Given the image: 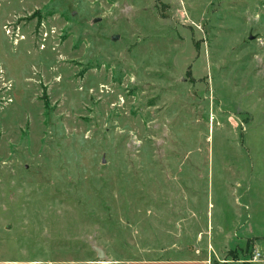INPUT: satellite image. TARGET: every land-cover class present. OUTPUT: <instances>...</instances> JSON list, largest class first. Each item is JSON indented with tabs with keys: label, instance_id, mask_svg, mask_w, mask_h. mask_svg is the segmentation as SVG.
Instances as JSON below:
<instances>
[{
	"label": "rangeland",
	"instance_id": "rangeland-1",
	"mask_svg": "<svg viewBox=\"0 0 264 264\" xmlns=\"http://www.w3.org/2000/svg\"><path fill=\"white\" fill-rule=\"evenodd\" d=\"M0 259H264V0H0Z\"/></svg>",
	"mask_w": 264,
	"mask_h": 264
},
{
	"label": "crops",
	"instance_id": "crops-1",
	"mask_svg": "<svg viewBox=\"0 0 264 264\" xmlns=\"http://www.w3.org/2000/svg\"><path fill=\"white\" fill-rule=\"evenodd\" d=\"M255 244L251 245V243L248 244L250 245L251 248L254 250H260L262 248V245H258L256 242ZM247 247V245L245 244ZM260 253V252H259ZM255 254V253H254ZM205 260L197 259V260H180V261H154V262H135L133 264H205ZM35 262L32 261H12V260H5V259H0V264H34ZM253 264H264V259H260L257 262H254Z\"/></svg>",
	"mask_w": 264,
	"mask_h": 264
},
{
	"label": "water",
	"instance_id": "water-1",
	"mask_svg": "<svg viewBox=\"0 0 264 264\" xmlns=\"http://www.w3.org/2000/svg\"><path fill=\"white\" fill-rule=\"evenodd\" d=\"M117 38H118L117 35L112 36V40H116ZM248 39L251 40V39H253V37L251 35H249ZM92 248L96 252L97 258L99 260H103L105 258V254L100 248H98L96 246H92Z\"/></svg>",
	"mask_w": 264,
	"mask_h": 264
},
{
	"label": "built area",
	"instance_id": "built-area-1",
	"mask_svg": "<svg viewBox=\"0 0 264 264\" xmlns=\"http://www.w3.org/2000/svg\"><path fill=\"white\" fill-rule=\"evenodd\" d=\"M258 258H259L258 253H255V254L253 255V261H256Z\"/></svg>",
	"mask_w": 264,
	"mask_h": 264
}]
</instances>
